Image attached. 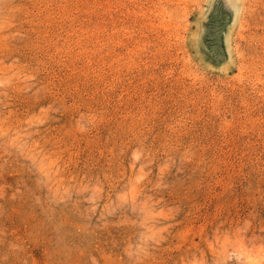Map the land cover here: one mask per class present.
<instances>
[{
    "label": "rangeland",
    "instance_id": "rangeland-1",
    "mask_svg": "<svg viewBox=\"0 0 264 264\" xmlns=\"http://www.w3.org/2000/svg\"><path fill=\"white\" fill-rule=\"evenodd\" d=\"M208 3L0 0V264H264V0L221 67Z\"/></svg>",
    "mask_w": 264,
    "mask_h": 264
},
{
    "label": "bare ground",
    "instance_id": "bare-ground-1",
    "mask_svg": "<svg viewBox=\"0 0 264 264\" xmlns=\"http://www.w3.org/2000/svg\"><path fill=\"white\" fill-rule=\"evenodd\" d=\"M228 1L209 0L207 8L195 16L190 31L194 53L212 66L232 65L235 61L233 31L240 23L244 0ZM251 260L254 264L258 263L257 259Z\"/></svg>",
    "mask_w": 264,
    "mask_h": 264
}]
</instances>
